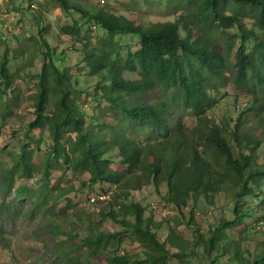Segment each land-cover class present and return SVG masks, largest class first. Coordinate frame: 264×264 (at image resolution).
<instances>
[{"label":"trees","instance_id":"16d2710c","mask_svg":"<svg viewBox=\"0 0 264 264\" xmlns=\"http://www.w3.org/2000/svg\"><path fill=\"white\" fill-rule=\"evenodd\" d=\"M52 1L65 11L81 14L107 34L92 44L85 42L81 51L91 73L97 76L93 97L105 99L114 111L111 121H97L112 135L108 140L102 138L86 124L87 114L73 96L72 73L54 63L55 51L41 36L37 46L44 56L36 77L33 118L28 126L31 130L47 128L51 144L43 159L37 161L29 142L23 141L10 167L0 171V186L5 189L0 200V237L8 222L25 216L22 209L27 200L32 212L44 210L48 229L60 228L50 218L49 203L56 204L70 193L59 178L51 181L52 171L63 168L72 174H85L88 184L115 188L114 192L110 190L111 195L98 200L104 210L101 215L117 220L125 228L124 232L97 233L91 229L86 235L67 231L65 242L55 247L69 264H90L87 260L81 262L82 250L87 259L98 264H167L168 254L193 258L192 244L172 232H167L162 241L157 238L151 229L152 217H144L139 203L129 201L118 206L117 218L113 207L118 195L127 200L129 192L149 182L156 190L163 185V201L179 216L184 217L183 210L189 207L187 225L194 218L200 197L214 204L219 193H230L234 198V217L221 216L206 234L198 227L192 229L193 233L199 236L209 264L224 255H229L234 264H264V238L251 250L231 236L235 230L245 228L243 217L247 212L241 199L264 187V120L249 114L257 113L264 103V0H164L176 18L148 24L117 14L104 5ZM34 17L42 30V14L37 11ZM227 30L234 32L226 35ZM61 32L76 38L82 35L76 19L63 25ZM125 33L140 38V47L126 54L115 37ZM235 40L234 62L229 69L226 56ZM8 62L6 49L0 60L1 95L8 93L12 83ZM125 70L135 72L137 78H126ZM224 85L249 93L251 101L247 107L234 108V116L228 113L215 121L205 112L211 105L212 91ZM86 92L90 94L89 90ZM144 93H156V98L149 102L130 97L141 98ZM181 109L191 112L195 120L192 127L182 125L175 115ZM137 130L145 132V142L134 138ZM38 172L42 186L31 189L20 185L15 197L9 198L15 174L31 177ZM151 209L156 206L153 204ZM126 217H131V221ZM128 231L147 250L143 260L135 254L117 255L111 249L105 252L111 239H121ZM170 248L175 251L170 252Z\"/></svg>","mask_w":264,"mask_h":264},{"label":"rangeland","instance_id":"374dc122","mask_svg":"<svg viewBox=\"0 0 264 264\" xmlns=\"http://www.w3.org/2000/svg\"><path fill=\"white\" fill-rule=\"evenodd\" d=\"M82 4L106 6L117 14H123L135 19L137 22L148 24L151 21L174 20L176 16L171 12L166 2L159 0H75ZM39 11L42 14L41 27L39 30L34 15ZM76 19L81 28V37H71L61 32V27L70 24ZM39 31H42L40 35ZM234 30H227L226 35ZM45 38L50 47L55 51L53 61L58 67H66L72 75L74 83L73 96L79 108L87 114L86 124L92 127L95 134L102 138L109 139L111 130L100 127L98 120L103 118L111 121L113 118L112 108L105 99L93 97L97 92L95 88L97 76L91 73L90 68L83 59L81 48L85 42L93 43L99 36H106L104 30L97 24L90 23L86 17L75 11H65L52 0H0V60L5 50L8 49V68L12 75V83L8 93L0 92V171L9 168L19 145L29 142V148L37 161L43 159L44 153L51 144L47 128L29 129V121L33 118V96L38 70L43 61L41 47L37 46ZM122 43V52L135 50L140 47V38L135 34L125 33L115 36ZM225 36H223L224 38ZM223 42V40H222ZM235 40L226 56L230 63L229 69L234 62ZM251 47V42L248 44ZM226 74H228L226 72ZM128 79L137 78L133 71H124ZM89 90L90 94L86 91ZM133 99L153 101L156 93H144L141 98L130 96ZM251 96L243 90L236 89L232 85H224L218 90L212 91V102L207 108L205 115L208 118L218 121L226 114L234 116V108L247 107L250 104ZM51 108V105H48ZM250 116H260L264 120V103L257 113L249 112ZM182 125L192 127L195 123L194 117L188 110L176 112ZM145 132L136 131L134 138L145 142ZM75 136L74 133H72ZM117 158L115 159V161ZM261 161V159H258ZM113 163V162H111ZM60 179V184L70 189L66 198L55 203H49L51 219L57 222L53 231L47 228L46 215L41 212H32L29 209V201L23 205L22 212L25 216L18 218L15 222H8L0 237V258L3 264H69L61 259V251L56 249L59 242H65L66 232L72 231L77 235H86L91 229L95 233L124 232V227L109 217L103 218L101 211H104L98 200L100 196L111 195L115 188H109L108 184H88L85 174H72L63 168L53 170L51 181ZM42 175L38 172L31 177L23 176L20 173L14 176V189L9 198H14L16 189L20 185H28L31 189L42 186ZM165 193L163 185L156 190L152 183H147L138 190L129 192L127 200L119 197L114 205V212L121 204L129 201L139 203L144 210V217H152L151 229L157 238L162 241L167 232L177 235L182 240L192 244L195 255L192 259H182L168 254L167 264H209L204 254L199 236L193 233L192 229L199 228L202 234H206L211 227L219 222L220 217L224 219L233 218L234 198L230 193L221 192L215 198L214 204L200 197L194 207V218L187 225L188 209L183 210L184 217L179 216L177 211L165 203L162 195ZM256 194L243 197L241 201L245 216L244 229L235 230L231 236L238 240L243 248L249 247L253 250L258 240L264 238V187L255 192ZM5 189L0 186V200L4 197ZM8 197V196H7ZM94 199V201H92ZM125 200V201H124ZM156 209H151L152 205ZM20 206V205H19ZM247 207V208H245ZM117 215V214H116ZM117 218L118 215H117ZM131 221V217H126ZM71 221L69 226L67 222ZM127 230H130L127 228ZM92 231V232H93ZM108 248L115 250L117 255H137L139 259L145 258V248L139 246L135 237L129 231L122 235L121 239H111L107 244ZM175 249L170 248V252ZM104 252V253H105ZM105 253V254H106ZM81 262L87 260L90 264H98L92 258L87 259L82 250ZM71 256V255H70ZM215 264H234L229 255L219 256Z\"/></svg>","mask_w":264,"mask_h":264},{"label":"built area","instance_id":"2783aa9c","mask_svg":"<svg viewBox=\"0 0 264 264\" xmlns=\"http://www.w3.org/2000/svg\"><path fill=\"white\" fill-rule=\"evenodd\" d=\"M99 198H100V199H103V198H105V196H100ZM93 200H94V199H92V201H93Z\"/></svg>","mask_w":264,"mask_h":264},{"label":"clouds","instance_id":"9594fccd","mask_svg":"<svg viewBox=\"0 0 264 264\" xmlns=\"http://www.w3.org/2000/svg\"><path fill=\"white\" fill-rule=\"evenodd\" d=\"M107 196H105V198H106ZM102 200V199H101ZM94 201V200H93Z\"/></svg>","mask_w":264,"mask_h":264}]
</instances>
